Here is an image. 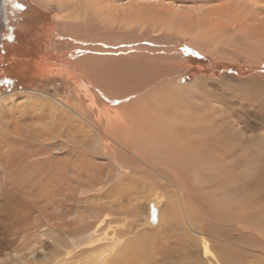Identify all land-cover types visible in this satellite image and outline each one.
Segmentation results:
<instances>
[{
	"label": "rangeland",
	"instance_id": "1",
	"mask_svg": "<svg viewBox=\"0 0 264 264\" xmlns=\"http://www.w3.org/2000/svg\"><path fill=\"white\" fill-rule=\"evenodd\" d=\"M17 2L23 6L17 14L9 15L10 3L4 7L15 39L0 46V81L4 68L20 76L0 90V194L36 201L41 186L64 187V194L44 201L46 211L72 219L83 214V196H94L89 188L102 187L106 207L133 211L113 226L131 224L135 238L154 234L139 224L141 206L161 190L166 202L157 232L165 219L178 242L168 250L162 244L156 264L204 263L201 230L221 261L224 255L228 264H264V0H106L107 7L83 0L81 10L75 1L64 8L55 0ZM188 14L204 22L190 25ZM6 59L12 64L5 67ZM35 91L74 107L80 118L44 111ZM175 128L183 138L192 129L196 137L220 134L229 142L212 146L211 165L201 160L181 171L166 162L163 149ZM137 136L153 168L147 173L133 147ZM195 204L225 212L224 220L201 221ZM31 206L22 240L11 237L0 264H22L18 255L25 253L37 264L52 244L55 251L64 247L55 234L41 237V228L35 230L40 221L49 230L47 213ZM40 239L41 247L35 245Z\"/></svg>",
	"mask_w": 264,
	"mask_h": 264
},
{
	"label": "bare ground",
	"instance_id": "2",
	"mask_svg": "<svg viewBox=\"0 0 264 264\" xmlns=\"http://www.w3.org/2000/svg\"><path fill=\"white\" fill-rule=\"evenodd\" d=\"M35 1L40 2V3L41 2L45 3L46 0H35ZM55 1H57L59 6L62 8H64L63 6L67 4L65 3V1L79 2L78 8H77L78 10H81V7L83 6V0H55ZM90 1H91V4L94 5V7H98L99 4H102V3H104V5L107 4L106 0H90ZM46 3H49V2L47 1ZM74 4L75 3H72L71 7L69 8L70 11L71 9L72 10L75 9ZM108 4H110L109 1H108ZM105 7H107V5H105ZM177 18H179V16ZM183 18H184V21L189 22L190 25L195 24V23L204 22V18L195 17L191 15L189 16V14L188 16H183ZM156 25L153 24V26H156ZM156 28L157 30L158 28L160 29L159 26L158 27L156 26ZM197 34L198 32L195 33L196 37H200ZM0 63H1V57H0ZM35 92H38V91H35ZM38 93L40 95L39 101H42V104L46 105L49 108L48 109L47 107H44V108L42 107L44 111L48 113L51 112V114L60 115V117H62V120H67L70 117V115H74L80 118V115L77 113L78 110H76L74 107L68 106L64 104L63 102H61L60 100H58L57 98L51 97L45 94L44 92H38ZM4 97H5L4 95L0 94V103L4 101L5 99ZM122 104L118 103L117 105H122ZM118 115L121 117L122 120H125L127 124H131L130 119L125 114H123V112L119 113ZM83 120L86 121L90 126H93L91 122L87 121L84 118ZM208 129L209 128H207L206 131ZM213 129L214 127L211 129V133H213ZM184 133H185L184 134L185 138L181 137L178 134V131L176 128L173 131H169V133L166 136L168 137V139H171L172 141L170 140V142H167L168 145L166 146L163 145V149H166L168 153L167 154L168 158L166 157L167 160L165 159L166 162L177 168L180 167L179 169L181 171L186 168H191L195 166L197 163L198 164L201 163V160H205V164L207 166L211 165L212 159L214 158L213 156L214 154H212L214 152L212 151L217 147L216 146L215 148H212V146L221 145V147H224V143L229 142L228 141L229 137L227 138L226 136L224 135L222 136L220 134L219 135L216 134L215 136H212L210 139L209 138L204 139V137L202 136L201 138H199L200 136L196 137V134L192 129H184ZM166 136L164 139L167 138ZM136 138H137V142H134L136 146L133 145V147L136 150H139L140 153L138 157L142 158V160L140 161V164L142 165L144 169H141V172L147 173V171H152L153 168L150 170L151 168L150 164L145 157L146 150L140 141V137L137 136ZM188 152H195L197 155L196 154L192 155V153H188ZM187 158L189 160H187ZM46 186L48 187V185ZM47 187L45 188L43 185L41 186L39 190L40 193H42V199H41L42 202L41 200H38V199L36 201L35 199L27 200V199H21L19 197H15L12 195H9V197H7L5 194H0V254H2V252L5 251L7 247L13 244L14 240L12 241L11 237H14V239L21 237L22 231L24 232V230L21 229V223L27 221L31 213L32 207L34 208V206H31L32 204H37L36 208L41 213L43 214L44 212L47 213L46 210L49 208V202L47 201L44 202V201L45 200L51 201V197L55 198L57 194L61 195V194H64L65 192L64 187L63 188H60L59 186L55 187V185L54 186L51 185V187L53 188H47ZM103 189L104 188L102 187L96 190H94V188H89L88 192L95 191L94 192L95 194L92 197H89L87 195L83 196V214L80 217L77 216L76 218H72V219L60 218V215H61L60 212L52 211L54 214L53 216H50L51 213H47V215H45L47 216L45 218L47 220L46 226L49 230H42L44 226L41 225V221L39 222L40 224L38 226H34L36 231L39 230L38 228H41V231H42L41 237L46 236L45 233L49 232L52 235L55 234L54 236H58L61 242L64 244V247H62V249H57L56 251H55L56 245L52 244L50 252L48 254L46 253L44 254L45 260L40 261L37 264H156V259L154 258V255L159 254V249L161 245L164 244L165 246L164 250H168L172 245H175L178 242L177 238L176 239L173 238L171 234L168 233V226H167L168 222L165 219H163L164 225L162 229L159 232H157V229L160 227V223H161V217H162L161 214H163L162 213L163 206L165 205V202H166V196L163 191L161 190L154 191L152 196L147 198L146 201L141 206L143 213H142V216L140 217L139 224L142 226V228H145L143 232H153L154 234L141 235V236L139 235L138 237L132 238L133 236L132 237L130 236L131 224H128L127 226H124L121 228H115L113 224L114 222H118L120 220L125 221L128 215L131 217V213L133 211L124 210L121 212L119 210V213H118L117 211H115V209L112 206H110L109 208L106 207L104 205V202H102V200L103 199L108 200L109 195L103 194L105 193V192L102 193ZM177 191L179 192V190ZM66 193L68 195L71 194L69 190L66 191ZM84 193L86 194L87 190ZM13 194H16V193H13ZM63 196L65 197V195ZM179 201H180V204L182 205V206L180 205L179 206L181 207V210L186 215L184 216L185 217H187V215L189 216L188 212L186 213L184 203L181 200ZM195 207H196V210L199 212L201 221L203 222L209 220L211 216H213V218L215 216V219L217 220V222H221V220L222 221L224 220L225 215H226L225 212L224 213L219 212L216 215V211L209 210V207L206 206L205 204H199V205L195 204ZM108 211H110V213H108ZM117 214L122 216V218H114V215H117ZM140 214L137 215V219L140 216ZM56 216L58 217L55 220L54 218ZM169 216H172V215L170 214ZM189 220L192 221L193 219L189 218ZM68 233L75 234L76 236L71 238L69 237L71 235H68ZM196 233L200 236L199 240L201 241V250L203 253L201 257L203 260H205V262L202 264H207V262L209 263L211 260H215L216 263L213 262L214 264H221L220 262L224 264L226 262V264H228V259L227 261L225 259L227 258L226 256L223 255V258H224V262H223L221 261L222 254L213 252L210 246V243H212L211 237L206 236L203 230H201V232H196ZM25 237H27L26 241L33 240L30 238L29 235ZM21 240H22V237H21ZM27 245L28 243L23 242L21 249H24L26 252H29L31 248L30 247L28 248ZM35 245L41 247L42 240L40 239L39 241H36ZM149 250L154 251L153 255L149 254L150 252ZM19 251L20 249L19 250L15 249L14 253L17 254ZM193 253L196 254L199 252H197V249L194 248ZM159 255H163V253ZM18 256L23 259V261L20 263L31 264L30 261L26 259V253L23 255H18ZM18 256L16 257L18 258Z\"/></svg>",
	"mask_w": 264,
	"mask_h": 264
},
{
	"label": "flooded vegetation",
	"instance_id": "3",
	"mask_svg": "<svg viewBox=\"0 0 264 264\" xmlns=\"http://www.w3.org/2000/svg\"><path fill=\"white\" fill-rule=\"evenodd\" d=\"M8 4L10 5V6H8V8L10 7V14L9 15L17 14L20 11V8H16L14 6V5L19 4L18 2L13 3V0H0V46H2V44H3L2 40L7 39L6 41L11 43L15 39V36H16V32H14L13 28L8 26L7 24H5V18H6V22H7L8 18H7V16L5 17L4 7H5V5L7 6ZM20 5H21V3H20ZM4 29H6L7 32Z\"/></svg>",
	"mask_w": 264,
	"mask_h": 264
},
{
	"label": "crops",
	"instance_id": "4",
	"mask_svg": "<svg viewBox=\"0 0 264 264\" xmlns=\"http://www.w3.org/2000/svg\"><path fill=\"white\" fill-rule=\"evenodd\" d=\"M12 63H10V62H8L7 61V59H6V62H5V67L7 66V65H11ZM9 74V73H8ZM7 74V70H6V68H4L3 69V77H2V79H1V81H0V90H1V87H3V84H6L11 78H13V77H20V76H18V75H16V74H10V75H8ZM23 76V75H22Z\"/></svg>",
	"mask_w": 264,
	"mask_h": 264
},
{
	"label": "snow or ice",
	"instance_id": "5",
	"mask_svg": "<svg viewBox=\"0 0 264 264\" xmlns=\"http://www.w3.org/2000/svg\"><path fill=\"white\" fill-rule=\"evenodd\" d=\"M16 8H22L23 6L22 5H19V4H17V5H14Z\"/></svg>",
	"mask_w": 264,
	"mask_h": 264
}]
</instances>
